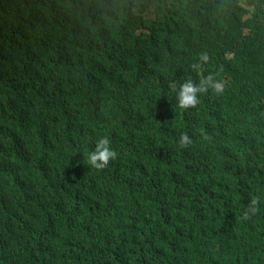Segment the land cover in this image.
Masks as SVG:
<instances>
[{
    "label": "trees",
    "instance_id": "1",
    "mask_svg": "<svg viewBox=\"0 0 264 264\" xmlns=\"http://www.w3.org/2000/svg\"><path fill=\"white\" fill-rule=\"evenodd\" d=\"M0 264H264V0H0Z\"/></svg>",
    "mask_w": 264,
    "mask_h": 264
},
{
    "label": "clouds",
    "instance_id": "2",
    "mask_svg": "<svg viewBox=\"0 0 264 264\" xmlns=\"http://www.w3.org/2000/svg\"><path fill=\"white\" fill-rule=\"evenodd\" d=\"M201 61L207 62L208 56L207 54H202L200 57ZM200 64H196L193 66L194 69L200 68ZM209 87L214 89L215 92H221L223 90L222 85L220 83L214 82V79L211 75H209L206 79L202 80L199 85H195L191 79L184 82L179 87V91L177 93V101L178 107L180 109L187 110L188 108H194L197 104V94L205 93L208 91ZM110 140L107 137L100 138L97 143L95 150L88 154L87 160L88 164L95 168L96 170L105 169L111 160L116 158V152L110 148ZM192 141L190 140L187 133H183L180 136L179 145L181 148L188 147ZM259 198L254 197L251 199V203L247 208V211L244 214V219L250 218V213L252 215L256 214L258 211Z\"/></svg>",
    "mask_w": 264,
    "mask_h": 264
}]
</instances>
